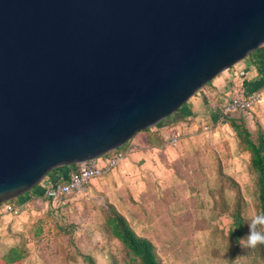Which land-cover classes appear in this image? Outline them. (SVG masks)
I'll list each match as a JSON object with an SVG mask.
<instances>
[{
  "label": "water",
  "instance_id": "water-1",
  "mask_svg": "<svg viewBox=\"0 0 264 264\" xmlns=\"http://www.w3.org/2000/svg\"><path fill=\"white\" fill-rule=\"evenodd\" d=\"M264 45V0H0V205L175 114Z\"/></svg>",
  "mask_w": 264,
  "mask_h": 264
},
{
  "label": "crops",
  "instance_id": "crops-1",
  "mask_svg": "<svg viewBox=\"0 0 264 264\" xmlns=\"http://www.w3.org/2000/svg\"><path fill=\"white\" fill-rule=\"evenodd\" d=\"M256 71L257 73H252L253 76L264 75V67L258 66ZM209 84L223 86L221 79L218 78ZM244 85L248 92L256 91L252 89L255 86L260 87L257 79L253 81L246 79ZM219 88L218 90H221ZM205 89L206 87L203 90ZM197 94L161 125L165 128L173 124L176 132L185 133L177 145L165 144L162 133L168 128L157 130V126H154L139 132L130 141L137 145V149L132 150L119 167L101 178L94 179L84 191L75 192L67 197L62 208H55L44 191L52 184L67 182L74 170L70 165L56 169L39 187L19 198L14 204L22 205V212L16 217L17 224L12 230L17 228L21 231L15 243L9 240V225L6 224L11 214H6L4 205H0V257L12 247L22 246L20 236L28 216L51 210L54 213L65 214V210L67 211L73 202L80 199H97L98 206L113 205L126 217L139 236L153 242L159 260L166 264H264V257L257 250V246L252 248L251 252L247 240H242L236 247V249L239 247L236 254L231 251L232 254L220 255L222 259L219 256L220 252L206 254L205 250L201 249L210 243V231L216 240L223 235L227 224L228 228L230 227L231 217L236 208L227 205L224 210L214 204L207 209H196L194 204L190 203L197 194L207 197L211 193L217 197L219 189L217 192L212 190L211 183L222 181L221 176L218 174L216 177L214 173L218 161L216 157H211V144L206 141L207 132L216 135L220 126L215 127L217 125L213 123L210 125L212 127L210 131L202 128L199 132L198 127L191 122L184 123L189 118L202 117L203 120L208 118L209 122L212 120L214 122L217 118V114L209 115L208 104ZM218 123L224 125L228 122ZM244 198L247 200L246 196ZM250 209L247 201L241 205L246 225L251 220L246 216L247 212H251ZM254 211L257 216V206ZM211 212L212 217L209 216ZM97 214L89 211L86 219L90 224L99 223L101 227L104 219ZM206 221L207 223H204ZM93 227L96 228V226L91 228ZM211 244L216 246L219 242L211 241Z\"/></svg>",
  "mask_w": 264,
  "mask_h": 264
},
{
  "label": "rangeland",
  "instance_id": "rangeland-1",
  "mask_svg": "<svg viewBox=\"0 0 264 264\" xmlns=\"http://www.w3.org/2000/svg\"><path fill=\"white\" fill-rule=\"evenodd\" d=\"M258 66L264 67V45L246 59L220 74L217 78L221 79L223 86L208 84L205 86V90L202 89L199 92L200 94H197L199 97L204 98L206 104H208L209 115L213 116L217 114V121L214 119V122L212 120L211 123L208 121V118L203 120L202 117H198L189 118L184 122L185 124L191 122L194 126L198 127L197 131L199 132L205 125L210 126L215 123L217 125L215 127L220 126L216 135L207 132L206 137V141L211 144V157H216L218 161L214 173L216 177L219 174L222 180L212 182V190L217 192V189H219L220 196L214 197L210 193L207 197H203L197 194V196L191 199L190 203L194 204V208L196 209H207L217 204L225 210L227 205L237 208L238 205H242L247 201L251 206V212H247L246 214L251 219L247 224L249 230V224L256 215L254 208L256 206L258 208L257 174L251 166V154L244 149L230 121L224 125H219L218 121L220 117L218 116V111L223 103L222 100L231 97L235 89H246L244 85L246 79H250V81L257 79L260 83V90L263 93L262 103L255 110L248 113L237 111L233 114V117L239 120L242 119L254 134H256L259 127L264 130V75H252L253 72L257 73ZM218 88L221 90H218ZM172 116L166 118L164 121ZM164 121L156 125L157 130L166 129L171 126H165V128L161 126L164 125ZM244 196L247 197V200H245ZM18 199L19 197L12 201L18 202ZM94 200L97 199H80L73 202L71 207L67 211L65 210V214L61 212L54 213L51 210L28 216L25 225L23 224L22 226V236H20V243L27 250L24 264H87L84 261V255L93 256L97 264H113L115 260L122 261L126 256L123 244L111 235L105 223L107 217L106 204L98 206V200ZM89 211L98 213L97 215L104 219L101 227H99V223L90 224L87 221L86 218ZM19 215L11 214V218L6 223L9 225L8 233L11 243H15L20 235L19 231L21 230L17 228L16 230H12L14 225L17 224L15 220ZM209 216L212 217L213 213L211 212ZM204 223H207V221ZM92 226H96V228H91ZM227 229L228 225L225 226L223 235L216 240L212 236L211 231L209 232L211 236L210 243L201 247V249L205 250L204 253L220 252L219 256H226L229 253L236 254L238 252L239 247L237 248L238 250L236 247L240 244L238 245L235 241V244L232 243L234 239ZM211 241H218L219 244L215 246L211 244ZM248 249L250 251L253 250L252 248ZM257 250H259L258 245Z\"/></svg>",
  "mask_w": 264,
  "mask_h": 264
},
{
  "label": "trees",
  "instance_id": "trees-1",
  "mask_svg": "<svg viewBox=\"0 0 264 264\" xmlns=\"http://www.w3.org/2000/svg\"><path fill=\"white\" fill-rule=\"evenodd\" d=\"M249 88L250 87L248 86V89ZM252 89L260 90V87L255 86ZM233 114L228 117L227 122L230 121V124L243 144L244 149L251 154V166L257 174L258 182V215H264V130L259 127L256 134H254L242 119L239 120L238 118L233 117ZM125 145L120 148H124ZM40 184L35 188L39 187ZM25 195H22L19 198H22ZM11 202L15 203L12 200ZM106 207L107 217L105 223L111 235L123 244L126 255L122 261L115 260L113 264H166L159 260L153 242L145 237L139 236L126 217L113 205H106ZM231 218L232 222L227 230L239 245L242 240H247V235L250 232L241 212V204L237 206ZM258 228L264 230V227L258 226ZM258 248L259 252L264 257V244H259ZM26 257L27 250L23 246H14L4 256L0 257V264H24ZM84 261L87 264H97L94 257L91 255H84Z\"/></svg>",
  "mask_w": 264,
  "mask_h": 264
},
{
  "label": "built area",
  "instance_id": "built-area-1",
  "mask_svg": "<svg viewBox=\"0 0 264 264\" xmlns=\"http://www.w3.org/2000/svg\"><path fill=\"white\" fill-rule=\"evenodd\" d=\"M262 101L263 93L261 90L248 92L244 88L240 90L235 89L231 97L224 98L218 111V116L220 117L219 122H226L228 117L237 111L248 113L255 110ZM211 128L209 125L204 126L206 131H210ZM183 134L185 133L176 132V129L171 127L162 133V137L165 144L177 145ZM135 149H137V145L130 142L127 147L125 145L124 148L111 151L103 156L70 165L74 167V170L69 180L47 186L44 191L45 196L52 201L55 208H62L67 197L75 192L84 191L86 186L94 179L101 178L119 167L128 157L129 153ZM2 205H4L6 213L13 215H19L21 213L22 205H17L12 202H6Z\"/></svg>",
  "mask_w": 264,
  "mask_h": 264
},
{
  "label": "clouds",
  "instance_id": "clouds-1",
  "mask_svg": "<svg viewBox=\"0 0 264 264\" xmlns=\"http://www.w3.org/2000/svg\"><path fill=\"white\" fill-rule=\"evenodd\" d=\"M250 225V232L247 235V246L256 248L259 244H264V230H260L258 226L264 227V215L255 216Z\"/></svg>",
  "mask_w": 264,
  "mask_h": 264
}]
</instances>
